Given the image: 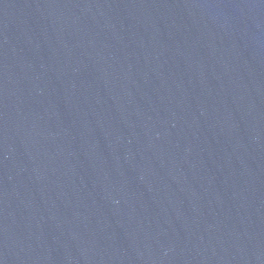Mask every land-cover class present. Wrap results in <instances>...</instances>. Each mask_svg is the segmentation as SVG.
Returning <instances> with one entry per match:
<instances>
[{"label": "water", "instance_id": "95a60500", "mask_svg": "<svg viewBox=\"0 0 264 264\" xmlns=\"http://www.w3.org/2000/svg\"><path fill=\"white\" fill-rule=\"evenodd\" d=\"M0 264H264V0H0Z\"/></svg>", "mask_w": 264, "mask_h": 264}]
</instances>
